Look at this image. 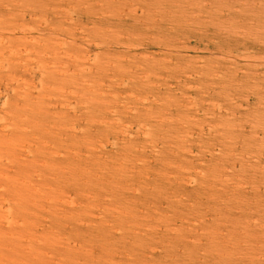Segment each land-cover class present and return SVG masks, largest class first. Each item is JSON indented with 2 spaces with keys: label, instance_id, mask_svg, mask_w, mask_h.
<instances>
[{
  "label": "rangeland",
  "instance_id": "rangeland-1",
  "mask_svg": "<svg viewBox=\"0 0 264 264\" xmlns=\"http://www.w3.org/2000/svg\"><path fill=\"white\" fill-rule=\"evenodd\" d=\"M0 264H264V0H0Z\"/></svg>",
  "mask_w": 264,
  "mask_h": 264
},
{
  "label": "bare ground",
  "instance_id": "bare-ground-1",
  "mask_svg": "<svg viewBox=\"0 0 264 264\" xmlns=\"http://www.w3.org/2000/svg\"><path fill=\"white\" fill-rule=\"evenodd\" d=\"M187 41H189V40L187 39ZM185 43H186V41H185ZM187 43H188V42H187ZM173 47L175 48L176 46H173ZM173 47H172V49H174ZM176 49H177V48H176ZM179 49H180V48H179Z\"/></svg>",
  "mask_w": 264,
  "mask_h": 264
}]
</instances>
